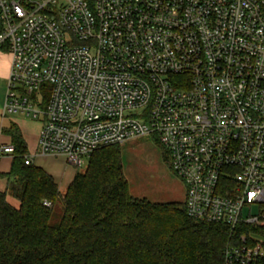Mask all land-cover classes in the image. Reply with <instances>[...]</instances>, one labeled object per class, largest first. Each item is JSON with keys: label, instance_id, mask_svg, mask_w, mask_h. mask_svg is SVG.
I'll return each mask as SVG.
<instances>
[{"label": "built area", "instance_id": "1", "mask_svg": "<svg viewBox=\"0 0 264 264\" xmlns=\"http://www.w3.org/2000/svg\"><path fill=\"white\" fill-rule=\"evenodd\" d=\"M0 52L42 154L154 137L188 217L236 239L225 264H264V0H0Z\"/></svg>", "mask_w": 264, "mask_h": 264}, {"label": "trees", "instance_id": "2", "mask_svg": "<svg viewBox=\"0 0 264 264\" xmlns=\"http://www.w3.org/2000/svg\"><path fill=\"white\" fill-rule=\"evenodd\" d=\"M13 144L0 190V264H225L224 251L236 241L225 226L190 219L185 202L155 204L130 194L121 145L94 152L62 195L46 171L25 164L17 133Z\"/></svg>", "mask_w": 264, "mask_h": 264}, {"label": "rangeland", "instance_id": "3", "mask_svg": "<svg viewBox=\"0 0 264 264\" xmlns=\"http://www.w3.org/2000/svg\"><path fill=\"white\" fill-rule=\"evenodd\" d=\"M58 2L61 4L63 0ZM121 147L124 175L134 198L155 204L185 202L186 188L172 172L168 160L164 158V149L156 138L148 136L132 140ZM75 170L83 173L86 166ZM66 191L60 192L64 195ZM7 201L17 209L20 206L11 196ZM253 211L256 212L255 209ZM247 213L246 209L245 215Z\"/></svg>", "mask_w": 264, "mask_h": 264}, {"label": "crops", "instance_id": "4", "mask_svg": "<svg viewBox=\"0 0 264 264\" xmlns=\"http://www.w3.org/2000/svg\"><path fill=\"white\" fill-rule=\"evenodd\" d=\"M11 66L9 54L0 52V147L13 146V134L17 133L26 148V157L32 165L46 171L58 185L60 191H66L73 182L77 171L63 155H44L39 149V137L43 125L41 119H33L22 114L7 115L3 109L6 101L8 77ZM13 154H0V190H4L7 180L4 178L12 170ZM2 176V177H1Z\"/></svg>", "mask_w": 264, "mask_h": 264}]
</instances>
